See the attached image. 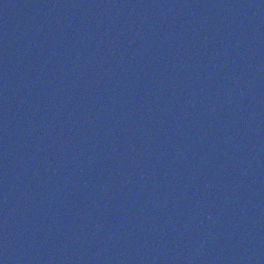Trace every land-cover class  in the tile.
<instances>
[{
	"label": "water",
	"instance_id": "water-1",
	"mask_svg": "<svg viewBox=\"0 0 264 264\" xmlns=\"http://www.w3.org/2000/svg\"><path fill=\"white\" fill-rule=\"evenodd\" d=\"M0 264H264V0H0Z\"/></svg>",
	"mask_w": 264,
	"mask_h": 264
}]
</instances>
